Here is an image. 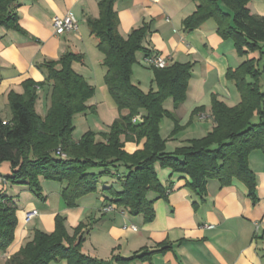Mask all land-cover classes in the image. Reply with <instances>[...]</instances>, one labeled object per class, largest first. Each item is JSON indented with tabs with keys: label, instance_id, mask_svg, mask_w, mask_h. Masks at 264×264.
Masks as SVG:
<instances>
[{
	"label": "trees",
	"instance_id": "16d2710c",
	"mask_svg": "<svg viewBox=\"0 0 264 264\" xmlns=\"http://www.w3.org/2000/svg\"><path fill=\"white\" fill-rule=\"evenodd\" d=\"M19 1L0 0V27L23 34L17 22ZM193 1L195 11L183 21L186 30H195L212 19L216 31L231 38L240 55L246 51L260 54L259 62L246 59L228 71L226 78L234 82L240 103L228 107L212 97L215 126L204 138L171 153L165 151L159 123L163 117H169L177 126L178 120L165 109L164 103L171 99L175 110L185 101L191 66L174 63L164 69H152L156 91L142 92L132 83L131 76L135 54L146 52L142 43L147 27L135 29L123 39L117 32L114 0H101L100 16L89 20L88 26L103 55L104 84L118 117L109 132L87 131L77 142L73 141V118L95 112L89 104L95 95L94 87L71 69L72 63H82L83 56L66 52L57 61L44 62L45 80L42 83L26 80L22 83V94L10 92L7 98L11 119L5 123L0 118V165H8L9 175L3 177L6 182L28 183L35 188L40 178L65 183L62 201L72 209L79 199L97 192L100 176L123 168L124 172L116 175L121 178L119 190L102 192L111 197L113 205L132 215H142L146 221L153 218L152 201L147 199V193L163 195L154 169L156 163L188 176L189 187L201 196L206 193L208 180H216L223 187L232 178L243 181L252 196L255 179L248 156L256 150L264 155V16L250 14L246 7L249 0ZM221 6L229 8L231 14L223 12ZM45 84H51L50 107L42 118L35 111L36 88ZM255 114L259 115L258 120L251 123ZM141 141H144L142 148L132 153L124 148L126 143L138 145ZM16 225L15 204L0 193V253L12 245ZM84 229L85 225L80 223L69 235L64 218L57 217L52 233L35 231L32 240L5 264H49L59 260L67 264H106L81 252ZM164 250L163 247L159 251Z\"/></svg>",
	"mask_w": 264,
	"mask_h": 264
},
{
	"label": "crops",
	"instance_id": "0c3cea01",
	"mask_svg": "<svg viewBox=\"0 0 264 264\" xmlns=\"http://www.w3.org/2000/svg\"><path fill=\"white\" fill-rule=\"evenodd\" d=\"M100 1H19L17 22L23 34L0 27V118L3 122L7 123L11 119L8 94H22V83L26 80L42 83L46 78L42 64L57 61L62 54L71 52L83 56L82 63H72L71 69L95 89L89 104L95 106L94 100H101V105L94 108L105 127L101 126L93 133L109 132L108 124L118 117V112L104 84L106 68L102 66L103 55L97 49L98 41L88 26L89 20H96L100 16ZM247 7L250 14L264 16V0H249ZM195 9L193 0H114L113 3L118 21L117 32L123 39L133 30L147 27L142 43L146 52L135 54L137 63L141 64V59L152 53L166 58L170 62L169 66L174 63L191 66L186 99L171 112L178 122H186L187 127L194 130L188 134L170 131L164 135L160 133L165 140L167 153L187 146L188 139L204 138L212 130L215 126L211 114L212 97L228 107L240 103L234 82L226 78L228 71L236 69L238 63L232 53L231 58L218 54L216 23L210 19L192 31L183 26V21ZM67 14L76 18L77 29L56 35L52 18ZM137 65L132 66L131 81L142 91L143 81L136 74L144 70ZM151 77L149 72L150 89L154 90ZM207 86L211 89L207 98H204L203 90ZM36 94L35 111L43 117L50 107L51 84L37 87ZM169 101L172 100L168 99L164 103L168 111L173 109ZM101 106L103 112L99 109ZM201 114L205 116L204 121L200 120ZM72 124V139L75 142L92 130L87 113L76 115ZM143 142L138 145L129 142L124 148L132 153L141 149ZM248 166L255 179L252 196L246 184L237 178H232L230 184L223 187L216 180H208L206 193L201 196L189 187L188 176L162 168L156 163L154 169L163 195L147 193V199L152 201L151 221L113 205L111 197L99 188L96 193L79 199L77 206L72 209L65 206L55 189L53 194L56 196L53 199L57 202L54 212L65 216L64 226L69 235L80 223L85 225L81 252L101 263L264 264L263 153L252 151L248 156ZM123 172L124 169L119 168L111 175ZM8 185V182L5 185L0 182V193L2 189L7 190ZM51 198H47V203ZM31 210L37 213L36 216L39 214L35 209H28L23 215ZM39 218L44 219L43 216ZM23 222L26 223L24 216ZM205 225L212 228H206ZM48 230L52 232L53 228ZM22 237L21 230L15 231L12 245L0 253V264H5L21 248ZM163 247L165 250L159 251ZM49 264L67 262L59 260Z\"/></svg>",
	"mask_w": 264,
	"mask_h": 264
},
{
	"label": "rangeland",
	"instance_id": "374dc122",
	"mask_svg": "<svg viewBox=\"0 0 264 264\" xmlns=\"http://www.w3.org/2000/svg\"><path fill=\"white\" fill-rule=\"evenodd\" d=\"M223 9V12L231 14V10L227 7L221 6ZM247 7V6H246ZM248 8V7H247ZM216 35L218 36L217 39V47L219 50L218 54H225L227 58H231V53L234 56L235 62L238 63L236 64V68L241 65L242 61L244 62L246 59L250 60H255L257 62L260 61V54L258 51H246L247 53L245 55H240L235 47L234 43L231 38L229 37H223L221 36L217 31ZM213 41V40H211ZM261 47V46H260ZM232 50V52H231ZM248 50V49H246ZM140 53V52H138ZM233 60V59H232ZM238 60V61H237ZM141 64L137 63L136 61V55H135V62L133 65H139L140 68L144 71L137 72V76L139 79L143 81V87L144 90H142L145 94L149 93L150 91H156V84L154 83V71L151 68H148L144 65L143 59H141ZM263 62V60H262ZM137 65V66H138ZM151 72V78H152V84H153V89H150V80L148 78V73ZM190 81V78H189ZM231 82V81H230ZM135 83L137 84V77L135 78ZM189 85V82H188ZM210 86V85H209ZM209 86L205 87L203 90V95L204 98L208 95L209 90L211 89ZM147 87V88H146ZM141 89V88H140ZM188 89V88H187ZM200 91H198L199 94ZM239 94V93H238ZM209 97H211L209 95ZM207 98V97H206ZM101 100H94V105L96 108L101 105L99 102ZM172 102V101H169ZM36 104V103H35ZM94 106V107H95ZM37 107V106H35ZM95 109V108H94ZM100 111L103 112V107L101 106ZM174 111V109L170 110ZM118 114V113H117ZM123 114H125L123 112ZM46 114H44L45 116ZM43 116V117H44ZM118 116V115H117ZM259 115H253L251 118V123L256 122L258 120ZM42 117V118H43ZM116 119V118H115ZM115 119H112V122L108 124V127L113 123ZM87 120L91 125L92 132H95L97 129H99L103 125V121L98 117L97 113L95 112H88L87 113ZM201 121H204V119H201ZM159 129L160 133L164 135L167 131L174 132L177 134L178 132L182 133H190L194 129L191 127H187L186 122L180 123L178 122L177 126L174 123L173 120H171L169 117H163L159 123ZM101 133V132H100ZM193 140H198V139H188L187 140V145L190 144ZM170 149V146H169ZM8 165L6 163H3L0 165V176L6 177L9 175L8 173ZM3 168V169H2ZM113 172H105L102 176L98 178V188L99 189H112V190H118L119 188V180L121 178L117 176H112ZM65 187V183H60L57 181H48L44 180L42 178L39 179V185L37 188L31 187L28 183L25 184H13L9 183L7 190H1L3 191L2 193L9 199L12 200V202L15 204L16 207V218H17V225L15 231L21 230L23 232V237L20 240L21 245L20 247H23L26 243L30 242L33 238V234L35 231H41L43 233H52L55 228V221L57 217L64 218V225H65V216L61 215L60 213L54 212L56 209V199H53L54 195L53 192H55L56 189V194H58L59 198L62 200L61 194L63 191V188ZM50 201L47 203V198L51 197ZM46 204V206H45ZM28 209H35L39 214L36 216V219H30L28 222L24 223L23 222V214L25 211ZM54 212V213H53ZM39 216H43L44 219L41 220ZM20 217H22V220H20ZM42 221H45L42 223ZM66 225L69 226V223L66 221ZM53 228L52 232H49L48 229ZM2 258V257H1ZM4 261L5 259L2 258ZM6 262V261H5Z\"/></svg>",
	"mask_w": 264,
	"mask_h": 264
},
{
	"label": "built area",
	"instance_id": "2783aa9c",
	"mask_svg": "<svg viewBox=\"0 0 264 264\" xmlns=\"http://www.w3.org/2000/svg\"><path fill=\"white\" fill-rule=\"evenodd\" d=\"M155 1V0H152ZM52 26L54 29V33L56 35H62L64 33H71L77 29V20L72 14H67L63 17L54 16L52 18ZM143 63L146 67L151 69H164L169 66V61L157 54H148L143 58ZM201 119H204L205 116L203 114L200 115ZM136 122V118L132 119V123ZM64 158V155L61 156ZM0 182L5 185L7 182L6 180L0 176ZM108 208L107 210H109ZM36 212L34 210L28 211L24 215V221L28 222L30 219L36 216ZM206 228H212V226L205 225Z\"/></svg>",
	"mask_w": 264,
	"mask_h": 264
}]
</instances>
